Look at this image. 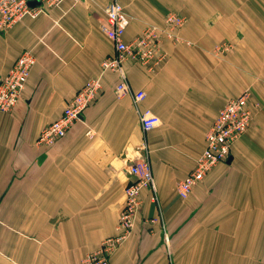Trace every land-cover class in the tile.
I'll return each mask as SVG.
<instances>
[{
  "label": "crops",
  "instance_id": "1",
  "mask_svg": "<svg viewBox=\"0 0 264 264\" xmlns=\"http://www.w3.org/2000/svg\"><path fill=\"white\" fill-rule=\"evenodd\" d=\"M110 1L65 0L0 33V79L23 51L37 58L19 106L0 112V264H80L99 250L117 234L132 180L125 164L145 157L156 193L141 191L133 233L111 264H264V0H123L126 42L169 14L186 19L180 40H164L148 64L126 62L132 88L147 94L139 107L116 97L118 74L102 72L115 53L101 27ZM95 78L102 89L81 120L40 145ZM246 90L250 128L180 198L220 110ZM145 110L162 121L150 132Z\"/></svg>",
  "mask_w": 264,
  "mask_h": 264
},
{
  "label": "built area",
  "instance_id": "2",
  "mask_svg": "<svg viewBox=\"0 0 264 264\" xmlns=\"http://www.w3.org/2000/svg\"><path fill=\"white\" fill-rule=\"evenodd\" d=\"M65 0H0V33L7 32L25 18H37L40 14H48L49 10L59 8ZM79 2L82 0H73ZM31 2H39L33 7ZM106 18L101 27L105 35L114 44L115 53L102 62V72H112L119 75L115 87L118 99L132 98L135 106L145 100L146 92L135 91L128 81L125 64L132 60L148 64L157 54L164 40L179 41V32L185 25L186 19L177 15L166 16L163 25H151L132 42L125 41V34L130 25L123 0H111L107 5ZM221 51L228 50L227 45L220 47ZM37 63L32 50L21 53L10 71L0 79V112L12 113L19 106L31 72ZM102 82L100 78L90 80L67 104L62 116L47 126L40 134L38 143L53 146L67 136L75 124L81 120L86 109L97 100ZM252 94L244 91L236 98L230 99L220 110L217 119L206 134V147L196 162V167L189 176L178 185V194L187 199L194 188L204 181L206 176L221 162L227 160L232 146L250 128L253 114L249 108ZM140 121L145 132L159 127L161 119L151 110L140 111ZM87 135L92 138L93 130ZM144 144L143 148H146ZM125 171L132 178L125 189L126 201L122 209L117 234L106 239L101 248L86 255L80 264H111L114 253L130 238L135 228L137 217L141 210V191L152 189L156 193V185L152 164L148 158L134 159L125 164Z\"/></svg>",
  "mask_w": 264,
  "mask_h": 264
},
{
  "label": "water",
  "instance_id": "3",
  "mask_svg": "<svg viewBox=\"0 0 264 264\" xmlns=\"http://www.w3.org/2000/svg\"><path fill=\"white\" fill-rule=\"evenodd\" d=\"M30 5L35 7V6L39 5V2H31Z\"/></svg>",
  "mask_w": 264,
  "mask_h": 264
}]
</instances>
